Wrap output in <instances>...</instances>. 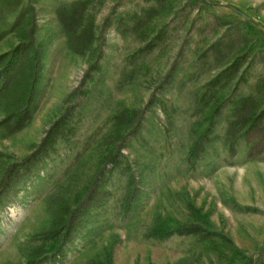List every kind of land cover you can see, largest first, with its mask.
<instances>
[{
	"label": "rangeland",
	"instance_id": "rangeland-1",
	"mask_svg": "<svg viewBox=\"0 0 264 264\" xmlns=\"http://www.w3.org/2000/svg\"><path fill=\"white\" fill-rule=\"evenodd\" d=\"M71 1L36 4L43 70L30 123L11 134L0 128V178L7 156L21 159L31 153L64 112L66 97L80 85L92 61V54L78 55L68 48L58 20L57 8ZM212 1L216 4L201 6L188 0H95L103 52L94 79L84 86L77 134L71 143L58 142L32 171L14 177L0 197V264H26L37 243L34 235L50 226V196L65 181L88 136L123 106L149 105L140 132L123 149L136 176V197L126 210L127 176L113 171L105 186L109 197L83 217L63 246V258L45 264L106 259L112 264H235L236 250L256 257L264 249V153L249 156L243 139L234 151L225 143L228 101L214 127L213 135L220 138L195 162L189 159L206 109L204 86L239 54L246 55L239 72L218 87L217 95L250 94L251 85L264 76V39L244 22L249 17L264 30V0ZM152 7L159 9L155 17L134 31V14L143 16ZM15 19L11 15L3 27L0 54L19 41L12 30ZM148 43H153L151 49L141 52ZM4 116L0 105V120ZM195 213L232 243L195 235L145 237L157 224L195 221Z\"/></svg>",
	"mask_w": 264,
	"mask_h": 264
},
{
	"label": "trees",
	"instance_id": "trees-1",
	"mask_svg": "<svg viewBox=\"0 0 264 264\" xmlns=\"http://www.w3.org/2000/svg\"><path fill=\"white\" fill-rule=\"evenodd\" d=\"M188 1L201 6L216 4L212 0ZM37 2L38 0H0V39L4 33L3 27L14 14L16 19L12 30L19 38L14 47L0 54V105L5 113L0 120V128L8 134L26 127L33 116L34 100L44 58V50L37 42L36 35ZM94 2L95 0H72L57 8L56 14L66 35L68 48L78 55L92 54V61L80 85L66 97L67 105L64 112L52 122L31 153L21 159L11 154L7 156V166L0 178V197L8 190L14 177L32 171L39 162L49 156L58 142L71 143L77 134L75 121L76 116L81 114L78 108L81 107V99L86 94L84 86L94 79L103 52L102 34L96 23ZM158 2L163 3L164 0ZM158 10L152 7L144 12L143 16L135 13L133 18L137 19V23L134 31H138L140 23L155 17ZM115 11L116 6L112 8L111 14ZM106 21L109 23L110 16ZM244 22L249 31L256 32L264 39V30L255 27L249 17ZM152 46L153 43H148L140 51H148ZM245 56L237 55L204 86V95L208 94V98L200 128L194 131L195 138L189 149L191 162L200 157L208 144L220 138L213 135V132L226 101L231 104V115L223 138L230 150L234 151L236 144L243 139L248 144L249 156L264 153V76H259L251 85L250 94L233 98L225 94H216L219 86L224 88L237 75ZM148 107L149 105L123 106L88 136L66 170L65 181L49 198L50 226L34 235L33 240L37 243L29 250L26 264L53 263L63 258V246L71 239L83 217L109 197L110 192L105 186L115 170L127 176L126 210L130 209L138 185L123 149L128 139L140 132ZM0 158L3 161V154ZM194 217L195 221L177 222L173 226L157 224L145 233V237L164 240L174 235H195L203 240L220 238L229 244L232 243L227 235L212 227L208 220L199 216V213H195ZM263 250L255 257L238 249L235 252L239 260L235 264H264ZM92 264L112 263L106 259L94 261Z\"/></svg>",
	"mask_w": 264,
	"mask_h": 264
}]
</instances>
